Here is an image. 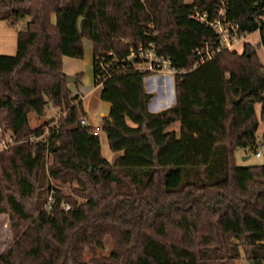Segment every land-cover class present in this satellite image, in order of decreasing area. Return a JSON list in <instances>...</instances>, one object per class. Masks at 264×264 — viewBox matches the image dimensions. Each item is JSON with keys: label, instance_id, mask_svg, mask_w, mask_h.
<instances>
[{"label": "trees", "instance_id": "1", "mask_svg": "<svg viewBox=\"0 0 264 264\" xmlns=\"http://www.w3.org/2000/svg\"><path fill=\"white\" fill-rule=\"evenodd\" d=\"M221 2L228 20L264 38L256 20L264 0H0V21L18 27L15 54L0 55V126L19 141L0 151V214L13 232L0 264H233L240 246L264 262V163L239 165L235 155L256 151L259 121L264 145V64L245 42L192 68L196 50L217 35L190 14L211 16ZM83 38L109 103L100 130L119 152L113 161L93 127L80 124L86 113L62 70L63 56H83ZM149 43L176 70L174 103L157 112L148 108L149 74L128 58ZM47 106L58 115L32 127L29 113L39 118ZM53 121L46 141L26 140ZM174 123L178 131L168 129ZM50 179L75 181L84 201ZM106 234L118 249L86 262Z\"/></svg>", "mask_w": 264, "mask_h": 264}, {"label": "rangeland", "instance_id": "2", "mask_svg": "<svg viewBox=\"0 0 264 264\" xmlns=\"http://www.w3.org/2000/svg\"><path fill=\"white\" fill-rule=\"evenodd\" d=\"M185 2H191L192 0H184ZM17 29L18 27L13 24H8L6 21H0V55H14L16 52V39H17ZM249 40L245 41L256 49V52L259 56L260 61L264 64V38H260V35L257 32H253L250 36L247 37ZM83 42V49L84 54L81 58H74L76 59V63L80 64L81 70V77L79 82H69L68 86L71 85V89L73 92L81 91L84 96V105L87 107V110L91 113L92 121L99 125L103 122V115H107L109 112V103L102 101L99 98V87L95 88L94 78H93V47L90 40L87 38L82 39ZM243 46L238 47L237 52H242ZM68 76H73L69 75ZM164 82L163 85H159L158 83L152 87L151 93L153 94L152 100L155 98L159 99L161 89L164 93V100L163 102L168 106L169 104H173L172 100L174 101V77H162ZM167 79L166 83L165 80ZM145 87L147 86V80H144ZM79 87V89H78ZM156 100V99H155ZM169 107V106H168ZM154 108V106H151ZM260 104H256L255 106V113L257 118H260ZM59 111L56 108L51 106H47L45 108L44 114L41 117H37L35 113L31 112L29 114V122L32 127H36L44 121L51 119L54 116H57ZM96 126V125H95ZM179 130V123H174L169 128ZM100 136L101 141V153L102 155L110 161H113L116 156L119 155V152H113L108 147V142L106 139L105 134L102 130L97 132ZM263 135V123L259 121V126L257 129V140H258V147L264 146L259 140L262 138ZM261 156L256 157L254 155V151L250 149H238L235 152L236 155V162L239 165H252V164H263L264 163V149L261 150ZM244 156H247L246 159H242ZM52 161V157L49 158V163ZM50 183L55 188H59V190L70 200L83 202L84 198L78 193L75 192L74 189L77 188V184L75 181L69 182H59L53 179H50ZM70 204V203H69ZM12 228L10 224V219L7 214H0V253L11 243L12 240ZM117 236L114 234H106L103 239L104 247L102 249H96L95 252H91L87 250L84 255V260L86 262H90L92 258L97 259H108L110 252L112 250H116L119 247V241L117 240ZM109 262V261H108ZM89 264H95L91 261ZM233 264H256L255 260L252 259L248 253V250L244 249L240 246V256L233 261ZM264 264V262L262 263Z\"/></svg>", "mask_w": 264, "mask_h": 264}, {"label": "built area", "instance_id": "3", "mask_svg": "<svg viewBox=\"0 0 264 264\" xmlns=\"http://www.w3.org/2000/svg\"><path fill=\"white\" fill-rule=\"evenodd\" d=\"M225 4H221L217 7L213 15L209 16L207 12L195 9L191 12L190 17L200 21L203 24L208 25L216 32V39L204 42V44L196 50L197 60L192 65V68L197 65L204 63L213 59L216 55L224 50L237 51L238 47L242 46L247 36L251 33L241 30L240 25L237 22L228 20L226 17ZM257 22L264 20V4L262 11L256 17ZM258 32V31H255ZM110 53V52H109ZM128 58L138 60L137 69L146 71L148 76H161V77H174L176 70L171 67L170 60L162 55H159L152 43L147 46L139 47L135 51H131ZM107 64L103 60L98 59V68L100 73L107 71ZM187 69L181 70V72H186ZM80 124L84 126L93 127L94 131L98 132L100 130L99 126L92 125L86 117L81 118ZM55 125V121L51 122L50 125L45 126L41 133L32 134L26 140L29 143H36L41 140L46 141L49 136L50 128ZM19 141L10 133L3 132L0 126V151L7 150L12 145L18 143ZM264 146H260L254 151L256 157L261 156V150ZM48 162L51 157L50 153L47 154ZM53 202V197L51 194L48 195L45 208L49 209ZM69 204L66 202L61 203V208L67 210L69 209Z\"/></svg>", "mask_w": 264, "mask_h": 264}, {"label": "crops", "instance_id": "4", "mask_svg": "<svg viewBox=\"0 0 264 264\" xmlns=\"http://www.w3.org/2000/svg\"><path fill=\"white\" fill-rule=\"evenodd\" d=\"M8 23V22H7ZM9 24V23H8ZM252 34V33H251ZM251 34H249L248 36H250ZM257 34L259 35V33L257 32ZM247 36V37H248ZM249 39L247 38L246 41H248ZM3 44H1L0 46L2 47ZM62 70L63 72L67 75H73L74 77L78 74H80V70H81V67H80V64L76 63V59L72 58V57H67V56H63L62 57ZM147 80V86L148 87H145V84H144V89L146 92H151L152 90V87H154L157 83L159 85H163V78L161 76H147L145 78ZM144 79V80H145ZM75 81V80H74ZM73 81V82H74ZM167 79L165 80V83H166ZM99 87V96H100V89H101V86L100 85H96L95 84V88H98ZM69 88L70 90L72 91L71 89V85H69ZM161 89V93H160V97L159 99L155 98L154 100H152V98L150 99L149 103H148V108L150 111L152 112H157L163 108H166L168 106H172L173 104H169L168 106L163 102L164 100V93L162 92V87H159ZM79 89V87H78ZM80 90V89H79ZM174 91V90H173ZM72 94H78L80 96V99L82 101V105H83V109L86 113V118L88 119V121L92 124V125H96V126H99L101 127L102 124H95L93 121H92V118H91V113L89 112V110H87V107L84 105V96L85 94H83L81 91H77V92H73L72 91ZM172 102L174 103V101L172 100ZM151 106H154V108H151ZM256 106V105H255ZM260 109H261V105H260ZM259 109V111H260ZM30 114V113H29ZM29 116V115H28ZM101 116H105V115H101Z\"/></svg>", "mask_w": 264, "mask_h": 264}, {"label": "water", "instance_id": "5", "mask_svg": "<svg viewBox=\"0 0 264 264\" xmlns=\"http://www.w3.org/2000/svg\"><path fill=\"white\" fill-rule=\"evenodd\" d=\"M81 21H82V17H80L79 20H78V28H79V29L81 28ZM66 80H67L68 82H72V81L75 80V77H74V76H68V75H67ZM242 97H243V96H242V94H241V96H240L239 98H237V99L235 100V102L238 103V102L242 99ZM246 158H247V156H244L242 159L244 160V159H246Z\"/></svg>", "mask_w": 264, "mask_h": 264}]
</instances>
